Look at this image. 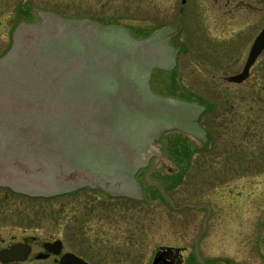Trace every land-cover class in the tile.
Returning <instances> with one entry per match:
<instances>
[{
	"label": "rangeland",
	"instance_id": "obj_1",
	"mask_svg": "<svg viewBox=\"0 0 264 264\" xmlns=\"http://www.w3.org/2000/svg\"><path fill=\"white\" fill-rule=\"evenodd\" d=\"M51 12L68 19L114 22L138 39L176 26L181 15V26L170 41L178 49L174 66L154 68L151 89L162 98L206 104L208 111L198 116L201 131L192 123L199 106L171 99L173 104L163 108L150 92L144 93L143 85H128L120 94L136 105L139 113L126 117L137 128L123 126L124 118L102 134L93 127L98 143L90 147L97 157L88 163L106 162L130 172L124 166L133 161L130 149L141 160L149 155L133 173L135 194L102 198L99 188L86 185L74 189L75 194L72 190L34 199L0 189V233L21 235L27 230L46 239L62 238L66 249L92 264H151L158 246L181 249L182 264H264V52L248 79L227 80L243 69L264 26V0H0V56L10 49L13 32L23 22L45 19L58 29L60 21ZM163 43L155 44L154 59L166 53ZM81 102L86 108L79 111V101L61 98L59 109L45 114L48 123L71 135L75 129L95 134L75 116L99 121L93 117L107 118L105 106ZM168 110L175 116L170 125L185 121L184 130L170 126L158 132L166 122L158 112ZM10 123L15 130L20 126L18 121ZM22 123L26 130L33 125ZM10 133L0 130V144L12 141ZM58 136L73 157L84 156L73 135ZM99 144L108 145L107 150L96 149ZM46 152L42 159L53 163L61 157ZM70 170L64 168L66 176ZM87 176L78 172L76 184Z\"/></svg>",
	"mask_w": 264,
	"mask_h": 264
},
{
	"label": "water",
	"instance_id": "obj_2",
	"mask_svg": "<svg viewBox=\"0 0 264 264\" xmlns=\"http://www.w3.org/2000/svg\"><path fill=\"white\" fill-rule=\"evenodd\" d=\"M185 2L186 0H183V3ZM183 10L184 7H181L180 14ZM51 13L60 21L58 29H53L45 19L40 23L23 22L13 32L11 48L0 58V130L11 132L9 135L13 134L12 141L5 140L0 144V186L30 195L55 196L57 193L76 190L86 185L103 189L113 195H134L136 188L131 181L133 173L138 166L144 164L149 155L141 160L130 149L133 161L124 164L129 167L130 172L120 166L113 168L106 162L92 166L88 160L97 156L93 155L90 145L98 143L93 127L101 128L98 133L102 134L103 130L112 125L119 126L117 124L124 118L121 121L123 126L137 128L135 121L126 117L132 111L139 113L136 105H131L125 100L126 96L120 93H123L122 90L128 85L138 83L143 85L144 93L150 92L151 95L148 96L156 97L163 108L166 104H173L171 99L180 104L199 106L198 114L192 123L202 131L197 125L198 116L204 109L202 104L159 97L153 93L150 85L154 68L170 69L174 66V55L178 49L172 46L170 41L174 31L181 26L182 16L180 15L176 26L168 25L148 38L138 39L120 25H105L91 18L68 19ZM93 24L99 28H90ZM122 31L126 34V42L121 36ZM159 41L164 42L166 53L159 54L154 59L151 54ZM263 52L264 26L254 39L243 69L229 75L227 80L242 83L248 79L252 66ZM61 98L79 101V111L80 108H86L81 101L99 102L105 106L107 118L93 117L99 121H88L87 117L75 116L79 124L84 125L85 130L91 129L95 134L75 129L72 136L69 130L50 125L48 116H45L54 114L52 111L59 109ZM140 108L146 110V106ZM177 111L181 112L178 109ZM158 113H163L161 116L166 118L165 125L162 124L158 132L170 126L186 128V122L181 119L178 125H170L172 122L169 121L175 116H172L169 110L166 113ZM12 121L19 122L17 130L14 124L10 123ZM23 121H30L33 125L26 130ZM148 121L151 124L150 118ZM31 128L33 132L29 137L22 136V133L31 131ZM58 133L74 137L84 156L81 159L73 157L72 151L66 148L67 145L58 142ZM31 135L34 138L31 139ZM43 138L48 139L50 143L37 141ZM85 143L88 146L83 145ZM106 146L108 145L99 144L95 148L104 151L107 150ZM46 151L61 157L55 163L42 159ZM88 166L96 172L91 171ZM65 167L71 168L67 176ZM107 170L119 174L111 176ZM78 172L83 177L88 175L82 184H76L78 179L75 176ZM6 252L10 251L2 252L0 256ZM27 253L28 250L24 255L11 256L10 259H25ZM161 258L162 256L157 254L152 264H158ZM68 261L74 264H89L71 252L66 253L62 263Z\"/></svg>",
	"mask_w": 264,
	"mask_h": 264
},
{
	"label": "flooded vegetation",
	"instance_id": "obj_3",
	"mask_svg": "<svg viewBox=\"0 0 264 264\" xmlns=\"http://www.w3.org/2000/svg\"><path fill=\"white\" fill-rule=\"evenodd\" d=\"M11 45H12V41L10 43V46ZM0 189H3V190L7 189L8 192H3V194H6V195H9V193L12 192L20 196L34 198V199L42 198L43 196H44V199L52 198L54 196V195H48L49 196L48 197L46 195H43L42 197H39L40 195L38 196L30 195L27 193L15 191L9 187H2V186H0ZM98 192L100 193L99 196L101 197H102L101 194H104L103 196L104 198L107 196H112L110 193L104 190H101V189ZM66 193H70V192L57 193L55 194V196L62 195V194L65 195ZM73 193L75 194V190ZM4 198H3L4 204L9 205V201H7L8 197H4ZM7 206H5L6 209H7ZM26 250H28V253L25 259H10L11 256L24 255ZM5 251H10V252L4 253L2 257L0 256V264H63L62 260L65 257L66 253L67 254L69 252L74 253L65 248V244L62 238L55 237V238L46 239L36 234H28L27 230L22 232L21 235L19 234H13V235L7 234L6 235L5 233L3 234L0 233V253L5 252ZM153 254L154 255H153L152 263L154 262V259L157 256V254H160L162 258L158 264H182L181 249L170 248V247H165V246H158V248L155 250ZM78 256L83 258L89 264H92L91 262L86 260L84 257L77 255V257ZM64 264H74V263L68 261V262H65ZM252 264H257V263H252Z\"/></svg>",
	"mask_w": 264,
	"mask_h": 264
},
{
	"label": "trees",
	"instance_id": "obj_4",
	"mask_svg": "<svg viewBox=\"0 0 264 264\" xmlns=\"http://www.w3.org/2000/svg\"><path fill=\"white\" fill-rule=\"evenodd\" d=\"M84 18H91L92 19V17H84ZM94 20H97L98 22H100V23H102V24H107V25H120V24H116V23H114V22H106V23H104L103 21H101V19H97V18H95ZM161 29H163V28H161ZM161 29H159V30H161ZM156 31H158V30H156ZM156 31H154L153 33H155ZM152 33V34H153ZM152 34H149V35H147V36H145V37H141L140 39H143V38H148L149 36H151ZM134 37V36H133ZM135 38H137V37H135ZM203 106H204V109H203V113H202V115H201V118H202V116H204L206 113V111H208V106L206 105V104H202ZM198 120H200V119H198ZM202 123V122H201ZM205 125V124H204ZM209 129V128H208ZM208 140V139H207Z\"/></svg>",
	"mask_w": 264,
	"mask_h": 264
}]
</instances>
